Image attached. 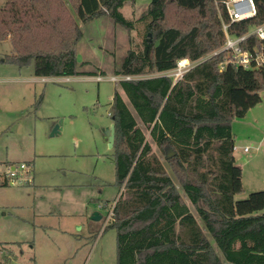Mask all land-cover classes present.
<instances>
[{
  "label": "trees",
  "instance_id": "16d2710c",
  "mask_svg": "<svg viewBox=\"0 0 264 264\" xmlns=\"http://www.w3.org/2000/svg\"><path fill=\"white\" fill-rule=\"evenodd\" d=\"M4 1L0 41L12 46L5 62L32 64L37 78L84 75L76 69L82 31L73 14L82 23L106 16L133 29L119 11L135 0ZM225 1L151 0L141 15L151 41L140 52L128 51L116 73H163L180 59L208 57L175 84L164 76L121 82L127 103L114 93L115 186L123 189L110 225L116 264H264V192L235 199L244 189L230 130L261 103L264 67L220 70L226 53L210 56L225 44ZM253 3L255 15L230 24L229 36L264 24V0ZM241 47L264 50V41L249 36ZM141 127L163 155L168 146L174 157L163 162L153 154Z\"/></svg>",
  "mask_w": 264,
  "mask_h": 264
},
{
  "label": "rangeland",
  "instance_id": "374dc122",
  "mask_svg": "<svg viewBox=\"0 0 264 264\" xmlns=\"http://www.w3.org/2000/svg\"><path fill=\"white\" fill-rule=\"evenodd\" d=\"M150 2L135 0L120 9L132 30L106 16L82 23L73 14L82 31L76 69L83 76L37 78L32 64L6 63L11 42L0 41V165L25 164L33 180L0 185L1 264H116V230L110 225L123 189L115 186L113 152L104 132L113 124L114 93L127 99L120 83L110 79L128 51L140 52L143 41H151L148 19L141 18ZM4 3L0 0V8ZM260 97L261 103L230 124L244 189L236 200L264 192V91ZM142 130L152 153L164 162ZM93 213L99 221L91 220Z\"/></svg>",
  "mask_w": 264,
  "mask_h": 264
},
{
  "label": "built area",
  "instance_id": "2783aa9c",
  "mask_svg": "<svg viewBox=\"0 0 264 264\" xmlns=\"http://www.w3.org/2000/svg\"><path fill=\"white\" fill-rule=\"evenodd\" d=\"M224 6L229 18V24H222L225 44L220 51L214 52L210 56L216 55L219 52L226 53L224 59L219 63L220 70H224V68L229 65L235 68H242L244 70H253L264 67L263 48L259 51H244L241 47L242 43L245 42L249 36H254L256 39L264 41V24L252 28L249 33L242 36L232 37L229 36L227 32V28L230 24L246 20L255 15L253 0H227L224 2ZM206 58L208 57L195 61H191L188 58L180 59L176 62L175 67L167 71L164 76L170 78L173 84L180 82L185 74L203 62ZM131 80L132 77L130 76L111 78V81L113 82ZM248 151V148L244 149V152ZM32 181L31 170L25 164H20L18 166L10 164H6L4 166L0 165V184L13 185L27 183L29 185Z\"/></svg>",
  "mask_w": 264,
  "mask_h": 264
},
{
  "label": "water",
  "instance_id": "95a60500",
  "mask_svg": "<svg viewBox=\"0 0 264 264\" xmlns=\"http://www.w3.org/2000/svg\"><path fill=\"white\" fill-rule=\"evenodd\" d=\"M149 37V34H148ZM148 42L150 41L149 39L147 40ZM58 126H56L52 132L51 135H54L57 132ZM114 137H115V127L114 124H111L104 132V140L105 142L108 144V147L110 149L113 148V144H114ZM175 153L173 152V150L170 147H166L165 148V155H164V160H168L172 157H174ZM91 220L93 221H99L100 220V216L98 215V213H93Z\"/></svg>",
  "mask_w": 264,
  "mask_h": 264
},
{
  "label": "crops",
  "instance_id": "0c3cea01",
  "mask_svg": "<svg viewBox=\"0 0 264 264\" xmlns=\"http://www.w3.org/2000/svg\"><path fill=\"white\" fill-rule=\"evenodd\" d=\"M167 72V71H166ZM166 72H163V73H156L157 75L156 76H153L152 78H154V77H160V76H164V74L166 73ZM113 77H116V78H119V77H122V75H116V76H113ZM113 77H111V78H113ZM130 77H132V80L131 81H133V80H135V79H133V77H135V76H130ZM165 77V76H164ZM66 78H68V77H66ZM99 79H95V81H97V82H99V81H101V77H98ZM166 78H168V77H166ZM41 79H43V78H41ZM141 79H144V78H141ZM111 80V79H110ZM140 80V79H139ZM172 81V80H171ZM117 82H119V83H121V82H124V81H117ZM121 92H123L122 90H121ZM120 94V93H119ZM120 96H121V94H120ZM245 153H248V152H245ZM100 218H101V216H100Z\"/></svg>",
  "mask_w": 264,
  "mask_h": 264
}]
</instances>
